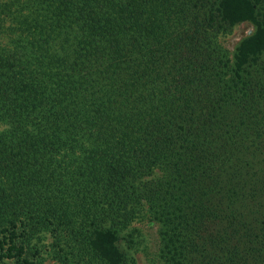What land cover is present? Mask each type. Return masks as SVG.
<instances>
[{
  "label": "trees",
  "instance_id": "1",
  "mask_svg": "<svg viewBox=\"0 0 264 264\" xmlns=\"http://www.w3.org/2000/svg\"><path fill=\"white\" fill-rule=\"evenodd\" d=\"M206 2L0 0V264H34L40 231L125 264L116 231L73 216L86 208L94 223L98 203L135 193L132 176L156 168L175 181L194 234L198 211L220 219L228 197L240 250L264 242L249 218L264 210V75L249 70L264 54L261 0H215L216 12ZM201 11L256 26L232 81L218 80ZM222 242L208 251L236 255Z\"/></svg>",
  "mask_w": 264,
  "mask_h": 264
},
{
  "label": "rangeland",
  "instance_id": "2",
  "mask_svg": "<svg viewBox=\"0 0 264 264\" xmlns=\"http://www.w3.org/2000/svg\"><path fill=\"white\" fill-rule=\"evenodd\" d=\"M193 1L201 9L205 3V8L209 11L211 4L208 5L206 0ZM213 5L212 12H216L215 0ZM258 10L264 18V0L259 3ZM192 19L194 22L196 18ZM199 20L202 21V30L210 33L205 44L212 47L214 55L220 58L218 70L222 73L217 75L220 77L218 80L228 78L232 81L235 77L232 66L237 47L242 40L254 33L255 24L244 21L229 26L218 16L210 19L209 12L205 14L204 11H201ZM249 70L255 74L263 72L264 75V54ZM136 176L131 178L135 193H126L124 197L115 195L113 202H105V205L102 201L98 203L100 212L95 215L94 223L93 218L82 220V217H86V208L75 211L73 216L76 224L83 227V230L101 226L116 231L125 264H177L179 259L189 264H264V242L256 243V249L248 256L240 250L235 237L237 232L227 222L231 212L228 197L221 199L220 204H208L212 207L216 205L217 209L212 216L218 213L220 219L209 218L205 209L198 211L199 234H194L191 226L188 227V223L183 221V214H187L185 209H178L174 205L179 195L173 190L175 181L166 175L164 168H156L153 173ZM259 211L260 213L253 211L249 218L258 219L257 225L263 229L261 234L264 235L261 216L264 210ZM217 240H223L226 248L236 255L228 258L209 252L208 249L212 250L210 242ZM82 246L76 239L64 237L57 241L50 232L40 231L31 240V259L34 264H105L96 256L87 255L88 251L83 250Z\"/></svg>",
  "mask_w": 264,
  "mask_h": 264
}]
</instances>
